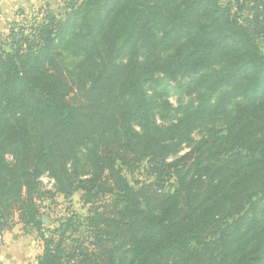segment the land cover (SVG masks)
Wrapping results in <instances>:
<instances>
[{"label":"trees","instance_id":"obj_1","mask_svg":"<svg viewBox=\"0 0 264 264\" xmlns=\"http://www.w3.org/2000/svg\"><path fill=\"white\" fill-rule=\"evenodd\" d=\"M47 7L0 36V234L17 214L37 264H264V0ZM46 174L91 207V248L76 216L43 229Z\"/></svg>","mask_w":264,"mask_h":264},{"label":"rangeland","instance_id":"obj_2","mask_svg":"<svg viewBox=\"0 0 264 264\" xmlns=\"http://www.w3.org/2000/svg\"><path fill=\"white\" fill-rule=\"evenodd\" d=\"M69 0H62L59 1L56 4H53V8L48 6L46 10H49L51 13L60 16L62 12L64 11L65 3ZM229 0H222V2H226ZM39 7H33L28 10H17L13 14L9 13L8 15H1L2 11L0 10V36L5 41H11L10 35L11 30L14 29L16 34H20L21 30H26V34L30 32L32 24L38 20L43 18L41 14L37 13L38 11H41V8ZM45 9V8H44ZM245 17H247L250 12L249 10L245 11ZM36 18V20H35ZM39 22V20H38ZM263 50H264V42L261 44ZM170 101L172 105L174 106V110L170 116V122L176 121L178 118L181 117V108L187 105L189 102V99L187 97H182L181 95H178V93L174 90L171 91L170 95ZM221 128V127H219ZM206 134L205 129H199L197 130L193 136L192 139L194 142L199 141L204 135ZM188 147L184 146L183 153L188 152ZM182 153V154H183ZM8 160L10 162L13 161L12 156H8ZM127 177L130 179L131 182L135 180H141L143 182H153L154 178L149 174L147 171V165L146 163H142L140 166V169L135 170L134 173L126 172ZM41 181V179H40ZM42 188L46 192H52L54 193L53 197L46 196L44 199L39 201V209L42 215L43 219V229L49 234L48 231L54 230L55 228H58L61 222H63L66 218L76 216L78 218L77 221L79 224L78 232L71 234V240L69 244H72L73 246H78L79 244H85V246H88L91 248V242L93 241L92 237V231L87 226L86 218L90 215L91 207L89 205L85 206L81 200V193H76L71 198H65L61 194L55 193V184L52 185L50 181H41ZM12 230L11 232H4L5 238L3 239V234L0 235V245L8 242L9 239L13 241H17L20 238L22 239H29V238H39V252L40 255L43 251V242L40 237H38L37 233L33 230H25L22 223L19 221L18 215L15 214L14 218L12 219ZM72 240H76L78 242L72 243ZM33 246H36V241L32 242ZM7 252L10 256L14 257L18 251V247L9 246L6 247ZM39 255V256H40ZM31 264H37V261H33Z\"/></svg>","mask_w":264,"mask_h":264},{"label":"crops","instance_id":"obj_3","mask_svg":"<svg viewBox=\"0 0 264 264\" xmlns=\"http://www.w3.org/2000/svg\"><path fill=\"white\" fill-rule=\"evenodd\" d=\"M59 1L62 0H0V10L2 11L1 15L3 14L5 16H9V13L13 14L15 11L21 9L25 11L33 7L40 8L46 6H50L53 8V4H56ZM3 233H1L0 235H2ZM3 235L4 239L5 234ZM33 241H36V246H33ZM9 246H17L19 248L14 257L10 256L7 252L6 247ZM39 255V238H20L17 241L9 239L8 242L0 245V264H31L34 260L37 261Z\"/></svg>","mask_w":264,"mask_h":264},{"label":"built area","instance_id":"obj_4","mask_svg":"<svg viewBox=\"0 0 264 264\" xmlns=\"http://www.w3.org/2000/svg\"><path fill=\"white\" fill-rule=\"evenodd\" d=\"M45 180L50 181L52 185H54V183H55L54 180L51 179V178L48 176V174L44 175V176L41 178V181H42V182L45 181Z\"/></svg>","mask_w":264,"mask_h":264}]
</instances>
